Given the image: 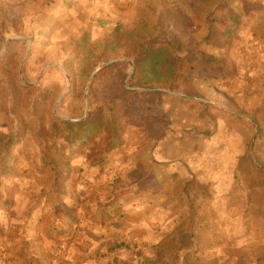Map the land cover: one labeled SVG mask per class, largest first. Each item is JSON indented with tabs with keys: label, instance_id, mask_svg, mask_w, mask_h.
I'll return each mask as SVG.
<instances>
[{
	"label": "rangeland",
	"instance_id": "obj_1",
	"mask_svg": "<svg viewBox=\"0 0 264 264\" xmlns=\"http://www.w3.org/2000/svg\"><path fill=\"white\" fill-rule=\"evenodd\" d=\"M192 1L0 0V176L12 174L16 158L12 146L35 141L49 150L57 166L54 174L68 177L71 192L79 183H85L87 190L93 188L86 176L87 169L98 168L102 173L113 158L119 161L131 158L136 169L127 171L119 166L118 176L102 185V191L117 186L119 194L141 192L146 187L130 181L129 174L135 175L138 170L139 180L143 173H158L153 149L166 129L168 144L176 138L178 143L192 145L200 158L211 164L222 158L232 161L230 169L227 165L220 168L234 186L229 206L234 209L237 203L242 205V200L237 199V178L244 177L246 225H260L263 216L256 214L255 207L264 205V66L254 70L249 63L233 61L225 76L220 75L209 83L184 80L180 78V70L185 67L186 54L191 49L183 42L184 34L188 36L190 30L198 28L195 37L200 38L206 22L232 26L228 42L220 41L210 49L205 48L210 54V64L216 60L218 64L225 62L223 53L239 56L241 60L244 55L254 53L264 57V50H259L260 45L264 48V0H198L197 14L190 13ZM243 2L256 3L262 9L254 12L250 7L246 11ZM166 10L170 11V30L181 38L185 48L180 53L178 75L171 85L155 84L142 89L133 85L134 57L128 56L133 42L128 36L143 40L156 37L161 32L159 17ZM177 10L182 16L181 22H177L183 30L180 32L174 22L178 20L177 14L174 15ZM180 11L191 15L194 29L189 28V19ZM230 11H245L247 22L234 21L231 25L228 17L227 22L223 21L224 14ZM242 31L246 32V38ZM107 101L114 103L123 130L120 146L108 151L103 134L94 146L96 153L102 151L101 165L82 158L71 162L61 159L57 150L69 152L74 148L64 140L66 132L61 121L84 118L98 104ZM55 121L62 129L50 133ZM39 123L47 128L46 135L39 132ZM23 124L28 127L23 128ZM12 137L5 145L4 141ZM238 137L245 143V156L239 168L233 159L236 151L227 142L230 139L237 148ZM78 160L82 165L76 163ZM214 168L219 169L217 165ZM64 182H57L59 191L65 190ZM164 185L153 182L149 189L156 192L178 188L172 183L171 187ZM202 187L203 183L197 184L198 189ZM201 217L206 219L209 215Z\"/></svg>",
	"mask_w": 264,
	"mask_h": 264
},
{
	"label": "crops",
	"instance_id": "obj_2",
	"mask_svg": "<svg viewBox=\"0 0 264 264\" xmlns=\"http://www.w3.org/2000/svg\"><path fill=\"white\" fill-rule=\"evenodd\" d=\"M191 5L190 13L197 14L198 0ZM250 7L254 12L262 9L256 3L243 2L246 11ZM180 12L189 19V28L194 29L191 15ZM243 13L230 11L222 20L227 22L231 18V25L234 21L246 23L247 15ZM176 14L175 29L180 32L183 30L177 22H181L182 16L178 10ZM205 27L200 38L195 37L198 28L190 30L188 36L184 34L183 42L191 49L180 78L209 83L225 76L232 62L238 60L243 65L251 64L254 70L264 66V57H257V53L244 55L242 60L223 53L225 62L218 64L216 60L210 64L205 48L228 42L232 26L206 22ZM242 35L247 37L245 31ZM259 50L264 48L260 45ZM165 133L166 129L162 130L163 136L158 137L153 149L158 173H143L139 180L138 170L135 175L130 173L129 180L146 189L124 194H119L117 186L108 191L101 188L118 176L119 166L127 171L136 169L131 158L110 159L102 173L98 168L87 169L86 176L93 188L87 190L85 183H79L71 192L68 177L55 175L52 166L43 161L42 146L35 141L14 144L12 174L0 176V264H175L174 260L177 264H264V205L255 207L256 214L263 216L261 224L246 225L245 178L240 180L238 175L237 199L242 200V205L237 203L233 209L229 199L234 186L220 169L226 165L230 169L232 161L222 158L211 164L200 158L192 145L178 143L176 138L168 144ZM227 142L236 151L233 159L239 168L245 156V143L239 137L237 148L230 139ZM215 165L220 170L216 171ZM99 173L100 177L95 179ZM58 181H65L64 191L57 189ZM153 182L165 183L164 188L172 183L178 188L155 192L149 189ZM198 183L204 187L198 189Z\"/></svg>",
	"mask_w": 264,
	"mask_h": 264
},
{
	"label": "trees",
	"instance_id": "obj_3",
	"mask_svg": "<svg viewBox=\"0 0 264 264\" xmlns=\"http://www.w3.org/2000/svg\"><path fill=\"white\" fill-rule=\"evenodd\" d=\"M169 17V10L161 13L159 17L161 32L152 39L143 40L128 36L133 42L130 47L132 52L128 56L134 57L135 69L132 75V79H135L134 86L149 89L155 84L171 85L175 81L182 61L180 53L185 48L181 38L170 30ZM33 119L35 118L33 117ZM61 122L66 132L64 140L70 147H74L69 152L56 151L60 158L66 160V162L82 158L84 161L94 163L98 161L101 165L102 151L100 153L94 151L97 139L105 134L108 151L120 146L122 142L120 140L123 130L118 124L115 106L111 101L98 104L84 118L62 120ZM40 123L39 132L41 131V134L46 135L48 133L47 128L43 124L40 125ZM24 127L27 128L28 125L23 124ZM59 129H62L61 125L56 121L52 122L50 133L52 131L57 132ZM12 140L13 137L4 141L5 145H8L9 141ZM44 150L43 161L56 169V163L49 154V150L46 148ZM103 151H106V149ZM73 183H76V181Z\"/></svg>",
	"mask_w": 264,
	"mask_h": 264
},
{
	"label": "water",
	"instance_id": "obj_4",
	"mask_svg": "<svg viewBox=\"0 0 264 264\" xmlns=\"http://www.w3.org/2000/svg\"><path fill=\"white\" fill-rule=\"evenodd\" d=\"M97 71V70H96Z\"/></svg>",
	"mask_w": 264,
	"mask_h": 264
}]
</instances>
